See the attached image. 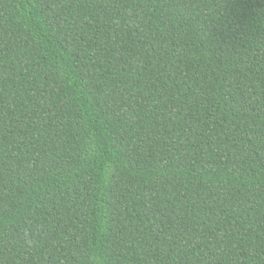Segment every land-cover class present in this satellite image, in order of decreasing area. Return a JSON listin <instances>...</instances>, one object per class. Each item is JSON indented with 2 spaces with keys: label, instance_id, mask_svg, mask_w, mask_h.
Segmentation results:
<instances>
[{
  "label": "trees",
  "instance_id": "trees-1",
  "mask_svg": "<svg viewBox=\"0 0 264 264\" xmlns=\"http://www.w3.org/2000/svg\"><path fill=\"white\" fill-rule=\"evenodd\" d=\"M0 264H264V0H0Z\"/></svg>",
  "mask_w": 264,
  "mask_h": 264
}]
</instances>
